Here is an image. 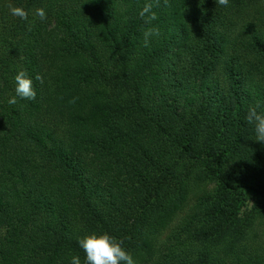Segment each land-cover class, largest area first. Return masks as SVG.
<instances>
[{
  "label": "trees",
  "instance_id": "obj_1",
  "mask_svg": "<svg viewBox=\"0 0 264 264\" xmlns=\"http://www.w3.org/2000/svg\"><path fill=\"white\" fill-rule=\"evenodd\" d=\"M151 2L0 0V264H85L91 232L135 264H264V0Z\"/></svg>",
  "mask_w": 264,
  "mask_h": 264
},
{
  "label": "clouds",
  "instance_id": "obj_2",
  "mask_svg": "<svg viewBox=\"0 0 264 264\" xmlns=\"http://www.w3.org/2000/svg\"><path fill=\"white\" fill-rule=\"evenodd\" d=\"M156 3H159V0H156ZM216 4L227 7L229 0H216ZM9 10L11 15L21 20L28 19V12L21 6L10 5ZM34 15L40 20L46 19V12L43 7L37 8ZM139 16L144 19L146 25H151V22L157 19V14L153 11V3L151 0H145ZM30 29L31 22H29ZM158 35L159 29L157 27H146L143 31L145 46H148L153 36ZM14 80L16 83V95L8 99L10 105L17 103V97L25 100H34L36 98L33 78L28 75L26 70L20 69L15 75ZM35 80L41 84L44 83V78L39 73L35 75ZM245 120L253 126L255 136L252 139L264 143V110H261L259 102L247 108ZM78 243L85 253V264H135L132 255L122 246L123 241L110 236L107 232L88 233L79 239ZM70 264H81L80 257L73 255Z\"/></svg>",
  "mask_w": 264,
  "mask_h": 264
},
{
  "label": "rangeland",
  "instance_id": "obj_3",
  "mask_svg": "<svg viewBox=\"0 0 264 264\" xmlns=\"http://www.w3.org/2000/svg\"><path fill=\"white\" fill-rule=\"evenodd\" d=\"M209 188V186H207ZM195 188L193 187L191 191H189L183 205L181 206V209L178 210L175 214V216H178L179 214H182L185 209H188L190 207V205L193 203L194 199H195ZM252 204V201L247 203V205L243 208L244 213L247 211V209L249 208V206ZM166 230H169L168 228H166ZM166 230L163 232V234L160 236V238H162L166 232Z\"/></svg>",
  "mask_w": 264,
  "mask_h": 264
}]
</instances>
